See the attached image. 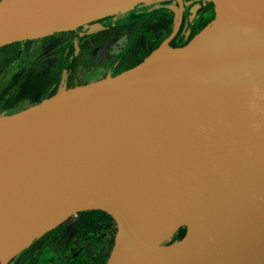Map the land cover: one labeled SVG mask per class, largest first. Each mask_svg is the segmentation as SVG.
Returning <instances> with one entry per match:
<instances>
[{"label": "water", "instance_id": "95a60500", "mask_svg": "<svg viewBox=\"0 0 264 264\" xmlns=\"http://www.w3.org/2000/svg\"><path fill=\"white\" fill-rule=\"evenodd\" d=\"M139 1L0 0V47ZM212 1L185 44L170 40L201 4L176 0L140 63L0 114V264L92 208L116 218L106 264H264V0ZM125 203L170 215L158 223L170 239H143Z\"/></svg>", "mask_w": 264, "mask_h": 264}, {"label": "flooded vegetation", "instance_id": "af4514ba", "mask_svg": "<svg viewBox=\"0 0 264 264\" xmlns=\"http://www.w3.org/2000/svg\"><path fill=\"white\" fill-rule=\"evenodd\" d=\"M183 2L188 5L197 2L201 7L191 20V15L186 9L183 10L178 32L170 40V44L174 46L185 44L183 42L190 35L194 22L205 7V0ZM172 10L176 17L177 9ZM110 17L98 21L105 24L107 20H111ZM123 24L125 22L117 19L108 23L107 29L113 30ZM137 28L139 26L130 23L127 32L123 33L84 32L79 35L77 31L72 34L74 47H65L63 50L61 46L47 44H36L26 50L25 45L21 44L22 47L18 51L22 54L21 59H4V52H0V66L2 63L6 64V68L0 70V82L3 81L5 90L28 91L18 99L14 109L19 111L35 106L54 96L61 86L67 90L131 68L134 66L131 64L143 52V46L135 42L136 34L132 32ZM113 44L117 45L116 49L104 51L103 48ZM58 59H62V63L56 61ZM15 73L18 75H13ZM27 73L31 76L25 75ZM5 97H9V94ZM71 216L79 217V221L58 225L48 236L41 239L43 242L32 248L30 254L25 255L24 260H14L10 264H102L107 244L106 233H91L87 237L80 214L75 212Z\"/></svg>", "mask_w": 264, "mask_h": 264}, {"label": "trees", "instance_id": "16d2710c", "mask_svg": "<svg viewBox=\"0 0 264 264\" xmlns=\"http://www.w3.org/2000/svg\"><path fill=\"white\" fill-rule=\"evenodd\" d=\"M191 0H188L190 2ZM167 2V1H166ZM164 2V3H166ZM212 8V10H211ZM216 16V10L215 5L212 0H205V7L203 11L201 12L199 18L197 21L194 22L191 33L187 37V39L183 42L186 43L192 36L197 34L212 18ZM173 17H174V11L172 8L161 5L159 6H149L147 8H141V6H137L135 9L130 11L129 16H126L125 18L121 19L122 22H125V24L117 26L113 30L107 29V24H104V22H99L98 20L92 21L87 24H83L81 26V29L93 27L94 28L90 32H127L128 25L130 23L139 26V28L133 30L132 32L136 34L135 42H139L140 45L143 46V52L141 55L131 64L135 65L137 63H140L143 58L149 54L154 48L159 46L160 42L170 34L172 27H173ZM78 30H60L57 32H54L50 35H45L39 38H35L32 40L25 39L21 41H15V42H9L7 44H4L0 47V52H4V59L9 57L10 60L15 59H21V52L18 53L19 49H21V44H24L25 47L28 49H31L33 46H36V44H47V45H55V46H61L63 50L65 47L73 48L74 45L72 44V34L77 32ZM89 32V33H90ZM147 45L149 47L147 48ZM173 45V44H172ZM176 45V44H175ZM62 51L59 53L61 54ZM9 55V56H7ZM58 62L62 63V59L56 60ZM6 68V64L2 63L0 66V70H4ZM13 75H18V73H15ZM30 77V74H25ZM3 81L0 82V114L5 113H13L16 110L15 105L20 97H23V94H27V90H20V89H13L10 91L5 90L4 86L2 85ZM7 94H9V97H5ZM76 213L80 214V220L82 221V225L86 230V236L88 237L89 234L93 233H106L107 238V244H106V250L105 254L103 256L102 264H106L108 256H110L111 249L114 242V237L117 232V223L116 218L113 217L110 213L98 209V208H92V209H85V210H79ZM79 221V217H73L69 216L68 218L64 219L62 222L58 223L56 227H54L50 231H46L43 235H40L38 238H36L26 249L22 250L20 253L15 255L8 264L11 263V261L14 260H24L25 255L30 254L32 248H35L39 243L43 242L41 239L48 236L51 231H53L55 228L58 227V225H62L65 223L70 222H77ZM186 233V226L183 225L179 228L178 232L175 234L174 239L177 240L181 239Z\"/></svg>", "mask_w": 264, "mask_h": 264}, {"label": "bare ground", "instance_id": "6f19581e", "mask_svg": "<svg viewBox=\"0 0 264 264\" xmlns=\"http://www.w3.org/2000/svg\"><path fill=\"white\" fill-rule=\"evenodd\" d=\"M206 32H208V30H206ZM122 208L128 214L129 220L136 232L143 237V239L154 245L162 244L164 237L161 236L162 229L158 223L161 220L170 219V215L154 209L138 211L129 203L122 204Z\"/></svg>", "mask_w": 264, "mask_h": 264}, {"label": "rangeland", "instance_id": "374dc122", "mask_svg": "<svg viewBox=\"0 0 264 264\" xmlns=\"http://www.w3.org/2000/svg\"><path fill=\"white\" fill-rule=\"evenodd\" d=\"M167 1V2H166ZM164 2H166V3H164ZM176 4H177V2H176V0H148L147 2H141V1H139L137 4H136V6H135V8L137 7V6H141V8H147V7H149V6H161V5H166V6H168V7H170V8H176ZM134 8V9H135ZM133 9H131V10H129V11H126V12H124V13H122V12H119V13H116V14H113L109 19H111V20H107V22L105 23V24H108V23H110V22H114V21H116L117 19H119V20H121V19H123V18H125L126 16H129V14H130V11H132ZM94 28V25H93V27H89V28H84V29H81V27H79L78 29H76V30H78L79 31V35L81 34V33H88V32H90L92 29ZM186 31H187V28H186ZM117 41V40H116ZM114 43V42H113ZM117 48V45H115V44H113L112 46H107L106 47V49L105 48H103L104 49V51H111V50H114V49H116ZM176 234V233H175ZM175 234L173 235V237H172V239H174V236H175ZM169 238V236L167 237V238H164L163 240H162V243H164V242H166V240ZM171 239V240H172Z\"/></svg>", "mask_w": 264, "mask_h": 264}]
</instances>
